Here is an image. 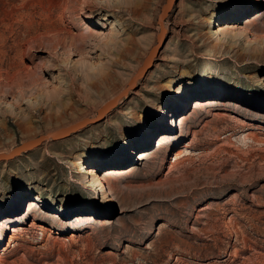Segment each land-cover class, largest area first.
<instances>
[{
  "label": "rangeland",
  "instance_id": "1",
  "mask_svg": "<svg viewBox=\"0 0 264 264\" xmlns=\"http://www.w3.org/2000/svg\"><path fill=\"white\" fill-rule=\"evenodd\" d=\"M165 2L0 0V152L95 117ZM165 28L98 121L0 160V264H264V0H176Z\"/></svg>",
  "mask_w": 264,
  "mask_h": 264
},
{
  "label": "water",
  "instance_id": "2",
  "mask_svg": "<svg viewBox=\"0 0 264 264\" xmlns=\"http://www.w3.org/2000/svg\"><path fill=\"white\" fill-rule=\"evenodd\" d=\"M172 1H175V0H166L158 16V22L161 26V32L159 33L158 38H157L158 42L151 48L149 54L144 60V63L139 67L135 75L129 80V83L126 86V88H124L116 96H114L113 98L108 100L106 103H104V105H102L98 109L97 115L95 117H85L70 125L60 127L58 129L41 134L37 137L23 141L22 143L18 144L13 149H11L9 152H0V160L14 157L24 151L37 147L46 139H49V138L59 139V138L69 136L72 132L77 131L78 129L87 125L88 123L98 121L111 108L117 105L119 98L123 96L124 94L128 93V91L131 88H135L137 85L138 79L141 78L153 66L156 56L158 55L159 50L161 49V46L163 45L165 41L166 35L163 38L162 34L165 33V30H166L165 19L168 16L169 11L171 10Z\"/></svg>",
  "mask_w": 264,
  "mask_h": 264
},
{
  "label": "bare ground",
  "instance_id": "3",
  "mask_svg": "<svg viewBox=\"0 0 264 264\" xmlns=\"http://www.w3.org/2000/svg\"><path fill=\"white\" fill-rule=\"evenodd\" d=\"M176 1V0H175ZM175 1H172V6H171V9L173 8V5H174V3H175ZM241 2V1H240ZM171 11V10H170ZM170 11H169V13H170ZM209 23H210V25H215V24H219V21H218V17L216 16L215 18L214 17H211L210 19H209ZM212 31L213 32H220L221 33V31H223V28L222 27H219L218 29H212ZM160 32H161V26H160ZM159 32V33H160ZM159 35V34H158ZM166 35V30H165V33H163L162 34V36H163V38H164V36ZM157 42H158V39H157ZM159 52H160V50H159ZM157 57V56H156ZM144 63V62H143ZM192 75H194L193 73L192 74H190V76H192ZM140 79V78H139ZM177 94L178 95H180V94H182V91L181 90H179L178 92H177ZM180 97V96H179ZM51 100H53V99H51ZM55 100V99H54ZM176 100H178V98H176ZM57 101V100H56ZM55 104V103H54ZM162 115H164V114H162ZM160 120H162V118L160 119ZM163 122H164V119L161 121V124H163ZM85 161L86 160H84L83 162H81L80 163V167L79 168H82V169H84L85 168V166H87V165H85ZM84 171H86V172H88L90 175H92V180L90 181V183L88 184V185H92V186H94L95 187V189H97L98 191H102L103 192V195H106L107 194V191H106V185H107V182H108V179H106L105 177H100L99 175H96L95 173H94V171L92 170V169H84ZM33 224H35V223H33ZM14 230V232L15 231H17V229L16 228H14L13 229ZM21 230V229H20ZM17 233V232H16Z\"/></svg>",
  "mask_w": 264,
  "mask_h": 264
}]
</instances>
